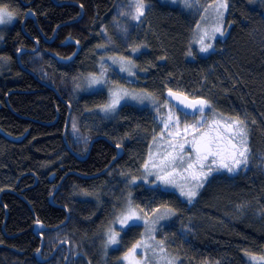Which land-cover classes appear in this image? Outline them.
Here are the masks:
<instances>
[{"label":"trees","instance_id":"16d2710c","mask_svg":"<svg viewBox=\"0 0 264 264\" xmlns=\"http://www.w3.org/2000/svg\"><path fill=\"white\" fill-rule=\"evenodd\" d=\"M145 1L151 10L145 19L149 33L144 35L145 26L139 30L141 45L147 47L136 56L142 77L135 86L152 95L155 91L154 97L162 101L169 88L180 86L182 92L196 91V98L208 100L212 109L207 111L245 117L249 155L264 156V0H226L227 36L203 57L187 54L192 50V17L170 7L160 10L156 0ZM116 2L0 0V7L16 13L12 25L0 27L7 62L0 73V264H63L60 254L65 247L47 262L37 260L41 242L33 234L37 223L56 228L42 233V259L66 242L67 264H116L111 256L117 252L104 249V232L111 214L121 211L129 194L133 203L151 198L148 207L175 209L173 223L178 213L189 212L194 236L183 243L176 240L172 249L183 255V263L198 259L201 251L212 255L213 263L224 254L228 264H253L251 257L264 255L262 221L240 220L211 229L208 225L217 214L229 213L227 202L256 201L264 215L260 173L242 166L226 176L236 179L232 182L212 179V186L205 184L191 204L173 193L134 186L128 181L140 175L137 163L144 164L158 136L152 111L125 105L115 117L106 118L97 111L105 102L97 93L78 91L81 79L96 71L99 56L111 51L99 32L108 27ZM28 12L32 19H25ZM81 12L79 21L68 24ZM20 50L25 52L19 63ZM117 144L122 156L101 174L115 159ZM88 150L85 159L78 158ZM124 168L131 170L122 173Z\"/></svg>","mask_w":264,"mask_h":264},{"label":"snow or ice","instance_id":"6c2138e0","mask_svg":"<svg viewBox=\"0 0 264 264\" xmlns=\"http://www.w3.org/2000/svg\"><path fill=\"white\" fill-rule=\"evenodd\" d=\"M178 0H172V3H177ZM187 8L193 6L190 0H182ZM199 3V0H196ZM134 14H131V19L139 21L145 14L146 3L145 0H133L132 5ZM213 8L216 16V24L211 27V30L202 29L197 25L199 33L193 43L199 45L201 53H207L213 49L212 43H206V40H215L216 35L224 36L223 16L227 9L226 0L218 3ZM208 11V9H205ZM124 15L125 13H121ZM16 13L7 8V6L0 7V25H7L13 22ZM201 19H204L203 17ZM0 39H3L0 36ZM141 47L137 46L131 49L132 52H139ZM192 56L191 50L187 53ZM0 59H3L0 57ZM71 59V57H69ZM113 64L119 63V71L127 72L129 76L135 75L132 71L137 65L128 57L111 58ZM103 73H101V77ZM101 77L93 76L90 81V87L95 85H104L106 81ZM168 97L177 101V105L169 107L167 102L164 106L169 108L166 119L163 120L164 130L160 133V139H164L165 131L170 139L167 140L168 149L159 159V162L154 158L153 154L149 153V158L144 162L143 174L139 177H133L128 181L135 185L137 181H142L144 184H151L153 189L165 194L169 188L178 189L181 197L187 198L189 203L196 197L197 190L204 186L209 177L213 173L225 171L227 173H236L242 166L247 167L249 163L250 148L248 146V123L245 119L239 116L221 117L217 119V114L213 112V119L211 123L205 117V109H212V104L203 98L189 99V97L180 92H174L171 88L167 92ZM136 101L143 104L145 100H153L154 98L149 93L138 94L135 92H128L122 88H110L109 100L100 107V111L106 115L115 114L121 101ZM185 109L191 110L184 111ZM177 111L183 114L185 119L192 116L194 123L183 124V136L181 133V119ZM195 114H199L200 119L195 120ZM252 123H255L253 120ZM191 135V139L187 136ZM177 138L183 139L179 142ZM154 143L156 138H154ZM187 145V148H186ZM120 147V144H117ZM149 177L153 179L150 181ZM88 193H85L87 195ZM135 206L131 200V194L127 200V206L119 212V214L111 222L112 225H119L120 231L115 227L110 226L106 233V240L104 248L107 250L112 246H118L121 243L120 232L132 230L140 227L141 224L145 228L142 233V239L138 240L128 250L122 258L128 264H141L136 259L137 250H151L154 255L166 252L164 241H156L155 244L148 243L149 240H155L154 233L157 231V225L160 221L170 219L176 215L173 208L166 207L163 212L159 208L152 209V216L148 217V213ZM142 213V214H141ZM39 252V250H37ZM160 259L165 260L166 264H176L175 258L169 259L166 255H161ZM256 264H264V256L259 258L251 257Z\"/></svg>","mask_w":264,"mask_h":264},{"label":"rangeland","instance_id":"374dc122","mask_svg":"<svg viewBox=\"0 0 264 264\" xmlns=\"http://www.w3.org/2000/svg\"><path fill=\"white\" fill-rule=\"evenodd\" d=\"M157 3L160 5V10L161 8H173V9H178L179 11H183L184 13L188 14L190 17L193 18L194 23L192 25V29H193V34L190 37V47L192 48L191 52L193 53L192 57H203V56H207L211 53H213V51L218 48V46L224 42L226 36H227V15H228V11L226 10H222L224 11V16H223V28H224V36H220L219 34L216 35V39L215 40H206V43H212L213 45V49H210L209 52L207 53H201L199 51V45L193 43V41L197 38V35L199 33V30L197 29V25H200L202 29H208L209 31L211 30V27L216 24V16H215V12L213 11V8L209 7L211 6H215L218 3L222 2V0H199V3H196V0H190V2H192L193 6L191 8H187L184 6L182 0H178L177 3H172V0H156ZM133 0H117L116 5L109 17V19L107 20V26H102L101 30H100V36L103 39V42L105 44V46H108L111 48V51H109L108 53H104L101 50V54L98 58V62H97V66H96V71L94 73L88 74L87 76H85L84 78L81 79V82L78 84V91H82V93H86V94H95L97 93L96 96H99L103 101H105L103 103V105L109 100V89L116 87V88H122L128 92H135L138 94H143V93H149L151 94L149 91H146L144 88L142 89L141 87H136L135 85L139 84V79L138 77H142V74L140 73L138 67L133 68L132 71L135 73V75L133 76H129L127 72H120L119 71V63L113 64L112 59L111 58H119V57H128L131 58L135 64L136 63V56L138 55V52H132L131 49L134 47H137V44H142V41L140 38L142 37L141 34L139 33L140 28H142L143 26H145V32L144 35H147L148 29H147V24H146V18H147V14L151 11L150 10V4L146 3V8H145V14L140 18L139 21H134L131 19V14H134V8L131 6L132 5ZM205 9H208V11H205ZM121 13H125L124 15H122ZM204 19H201V18ZM14 22V19H13ZM12 22V23H13ZM11 24H7V25H0V27H8ZM147 29V30H146ZM0 32H2L0 30ZM2 41H0V57L3 58L2 56ZM97 49L99 51L100 54V50H99V46H97ZM100 49H103L100 48ZM7 66V62L4 59H0V73L1 71ZM101 73H103V76L101 77ZM101 77L102 79H104L106 81V83L104 85H95V86H91L90 87V81L92 79V77ZM172 90L183 93L185 95H187L189 98H196L197 93L196 91H192V92H182L180 86H172L171 87ZM156 97V92L154 91L153 93ZM154 95L151 94V96L154 98L155 103L153 102V100H145L143 104H140L136 101H121V105L118 106L117 111L115 114H109L106 115L104 112L100 111V107L97 109V111L99 113L102 112V116L106 117V118H112L115 117L118 112L119 109L122 106H132V107H137V108H145L148 109L149 111H152V115H153V120L155 121V125H156V134H158L156 142H152L149 150L147 152V156H146V160H148L149 158V153L151 152L154 156V158L157 160V162H159L160 156L166 151V150H170L168 149V145H167V140L170 139V137H168L167 132L165 131V135H164V139H160V133L164 130V125H163V120L166 119L167 117V113L169 111L168 107H165V101L158 99L156 97H154ZM103 97V99H102ZM157 100H160V104H156ZM169 105V107H172L169 103H167ZM207 111V110H206ZM213 110H208L205 114V117L207 118L208 122L211 123L212 119H213ZM178 115H180V119H181V133L183 136V124L184 123H188V124H192L194 123V119L192 118H187L185 119V117L180 114L179 112H177ZM217 119H220L221 117L217 115L216 117ZM241 119H245V117H240ZM200 116H195V120H199ZM247 121V120H246ZM248 123V121H247ZM179 140V142H183V139L181 138H177ZM187 139H191V135L187 136ZM154 141V140H153ZM187 148V145H186ZM249 159V163H248V168L250 171L255 172V173H260V176L264 177V156H256V157H252L249 155L248 157ZM137 167L136 169H141V173L140 175L143 174V165L141 166V163H137ZM141 167V168H140ZM135 168V167H134ZM130 168H124V170H120L122 173H127L128 171H130ZM239 171V170H238ZM237 171V172H238ZM236 172V173H237ZM231 174L234 173H227L225 171L219 172V173H213V175L211 177H209L208 181L204 183V186L206 184L208 186H212L211 184V180L215 179V181L219 182H232L236 179H229L227 177H230ZM139 175V176H140ZM138 176V177H139ZM227 176V177H226ZM153 178L149 177V180L151 181ZM142 185L141 187H147L149 189H153V186L151 184H144L142 181H137V183L134 185ZM139 186V185H138ZM203 186V187H204ZM202 188H199L197 190V193L200 192ZM169 193H173L175 194L177 197H181L179 196V190L178 189H172L169 188L168 189ZM155 192L158 193V191L154 190ZM178 192V193H177ZM150 193V192H149ZM156 194L153 193V196H155ZM196 197H198L196 195ZM196 197L192 200L191 203L195 202ZM129 197H126V200L124 202L123 207L121 208V210H123L126 206H127V200ZM181 199L184 200V203H189L187 201V198L185 197H181ZM227 201V200H225ZM138 202H134L135 206H138L137 211L140 208H143L147 213H148V217L152 216V209H157L158 207L153 206L148 207L149 204H151V198L150 200H142V198L138 199ZM175 202V200H174ZM177 202L174 203V206H176L177 208H181L180 205H175ZM183 203V204H184ZM189 203V204H191ZM238 202H227L226 203V207L229 208V213L227 214V212L223 211V213H219L216 215V219L213 221H209V225L208 228L211 229V226H222V224H228L229 225H236L240 222V220H249L251 222H255V221H262L264 223V215H262L261 211H260V204L258 202H254L251 201V203L249 204H245L244 202L242 204H237ZM140 205V206H139ZM165 208V207H164ZM165 209H161V212H163ZM176 211V210H175ZM120 211L111 214V219L109 221L110 226H113L116 228L117 231H120L119 225H112L111 222L114 220V218L119 214ZM142 214V213H141ZM188 213H185L184 211L181 213H178L179 218H177V220L173 223V221L175 220L176 216L171 217L170 219H166V220H162L160 221V224L157 225V231L154 233L155 236V240H149L148 243L150 244H155L156 241H160L163 240L164 241V246L166 249V252L164 254H159V250L157 249V255H154L152 253L151 250H144V249H138L137 250V255H136V259L139 260L141 262V264H166L165 260L160 259L161 255H166L169 259L175 258L176 264H224V262L226 264H228L226 261L227 259L223 256L224 254H222V256L219 258L218 262L213 263L212 260L214 259L212 255H202L200 252V250H196V251H200L198 252L201 256L198 257V259H195V261L191 260L189 263L182 262V259L180 258H184L183 255L181 253H178L179 251L176 250L174 253L172 251L173 247L175 248V246L177 245V241L178 239L182 240L179 243H183L184 241H188L190 238H192V236H194L193 234L195 233V228L193 226L192 221L188 220L187 216ZM112 220V221H111ZM262 223V224H263ZM174 224V225H173ZM203 225V224H202ZM109 226V227H110ZM200 226V225H199ZM108 227V228H109ZM107 231V230H106ZM145 232V228L142 226L134 228L132 230H126V231H121L120 232V239H121V243L118 246H112L110 248H108L107 250H111V251H116L117 253H115L114 255L111 256V259H115L116 260V264H128L127 261L123 260L122 258L125 256V254L128 252V250L132 247L133 244H135L138 240L142 239V233ZM106 232H104L105 234ZM106 238V236H105ZM106 240V239H105ZM103 242V239H102ZM105 249V248H104ZM219 250V246L215 247V251ZM221 251V250H220ZM223 253V250L221 251ZM251 254V251H248L247 254ZM66 255L65 251H61V257L63 255ZM257 258L264 256V255H256ZM255 256V257H256ZM189 261V260H188ZM214 261V260H213ZM245 264V263H243ZM256 264V261L253 263Z\"/></svg>","mask_w":264,"mask_h":264},{"label":"water","instance_id":"95a60500","mask_svg":"<svg viewBox=\"0 0 264 264\" xmlns=\"http://www.w3.org/2000/svg\"><path fill=\"white\" fill-rule=\"evenodd\" d=\"M82 15H83V12H81V14H80V16L76 19V20H74L73 22H69L68 24H71V23H76L77 21H79L80 19H81V17H82ZM33 15L31 14V12H28L26 15H25V19H27V18H30V19H32L33 17H32ZM25 21V20H24ZM24 23V22H23ZM37 48V47H36ZM36 51V49L35 50H33V51H29L30 53H34ZM25 51L24 50H20V51H18L17 52V54H16V57H17V60H18V62L20 63V60L18 59L19 58V56L22 54V53H24ZM167 92L168 91H166L165 93H164V100L166 101V102H168L172 107H174V106H176L177 105V101L176 100H174V99H172V98H170V97H168V95H167ZM174 92H177V91H174ZM189 99H192V98H189ZM207 109V108H206ZM206 109H205V112H206ZM70 110V109H69ZM184 111H191V110H189V109H185ZM177 112H179V111H177ZM180 113V112H179ZM180 114H182V113H180ZM183 115V114H182ZM199 114H195V116H198ZM188 118H192V116H189ZM98 139H100V138H97V139H95V140H93V141H96V140H98ZM93 141L91 142V143H93ZM116 150H117V152H118V154L116 155V157H115V159L112 161V163L108 166V168H106V170L105 171H103L101 174H103V173H105L108 169H109V167L114 163V161H116L120 156H121V153H122V148L121 147H116ZM76 155V154H75ZM84 158V157H83ZM82 157H80V159L82 160L83 159ZM52 201V196L50 197V202ZM68 221V216H67V218H66V220H65V222L63 223V224H65L66 222ZM54 229H56V228H52V229H47V228H45L42 224H40V223H37V224H35L34 225V228H33V234L34 235H36V236H38L39 238H40V240H41V242H40V248H39V252H37L36 253V258H37V260L39 261V262H41V263H44V262H47V261H49L54 255H55V253L57 252V250L58 249H60L61 247H65V250H66V258H65V260H64V263L63 264H67V260H68V257H69V255H70V249H69V246H68V244L66 243V242H61L58 246H57V248L50 254V256L48 257V258H46V259H42L41 258V251H42V248H43V237H42V233L44 232V231H49V230H54Z\"/></svg>","mask_w":264,"mask_h":264},{"label":"bare ground","instance_id":"6f19581e","mask_svg":"<svg viewBox=\"0 0 264 264\" xmlns=\"http://www.w3.org/2000/svg\"><path fill=\"white\" fill-rule=\"evenodd\" d=\"M34 53H35V52H34ZM93 142H94V141H93ZM91 145H92V143H90L89 148L91 147ZM88 153H89V150H88L86 156H85L83 159H85V158L87 157ZM117 154H118V152H117ZM122 154H123V150H122L121 156H122ZM121 156H120V157H121ZM120 157H119V158H120ZM78 158H80V157H78ZM119 158H118V159H119ZM103 174H104V173H103Z\"/></svg>","mask_w":264,"mask_h":264},{"label":"flooded vegetation","instance_id":"af4514ba","mask_svg":"<svg viewBox=\"0 0 264 264\" xmlns=\"http://www.w3.org/2000/svg\"><path fill=\"white\" fill-rule=\"evenodd\" d=\"M65 257H66V255L64 254V257H63V260L62 261H64Z\"/></svg>","mask_w":264,"mask_h":264}]
</instances>
